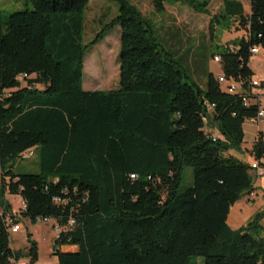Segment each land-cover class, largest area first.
Wrapping results in <instances>:
<instances>
[{
	"label": "trees",
	"instance_id": "16d2710c",
	"mask_svg": "<svg viewBox=\"0 0 264 264\" xmlns=\"http://www.w3.org/2000/svg\"><path fill=\"white\" fill-rule=\"evenodd\" d=\"M90 1L29 0L31 11L0 14V206L6 193L16 195L23 217L54 221L58 264H264V210L237 231L227 225L231 207L253 186L250 166L226 154L243 144V125L258 105L245 107L207 67L197 73L179 64L129 0H110L118 16L85 44ZM165 5L210 16L207 2L152 0L156 13ZM219 15L239 18L248 31V40L213 55L226 82L247 91L251 49L264 51V0H250L248 16L226 0ZM115 27L119 87L84 91V57ZM196 61L205 65L207 55ZM31 150L39 173H13ZM250 152L264 158L260 133ZM184 167L192 184L180 191ZM7 216L14 219L8 205L0 264H17ZM30 252L34 264V244Z\"/></svg>",
	"mask_w": 264,
	"mask_h": 264
},
{
	"label": "rangeland",
	"instance_id": "374dc122",
	"mask_svg": "<svg viewBox=\"0 0 264 264\" xmlns=\"http://www.w3.org/2000/svg\"><path fill=\"white\" fill-rule=\"evenodd\" d=\"M139 11L153 24L160 40L166 43L165 48L175 53V60L183 67L186 65L192 72L202 73L204 68L214 76L220 74V66L213 61V55H218L227 47L233 48L239 45L242 40H248V31L239 26V18L220 17V12L226 0H199L209 4L207 10L210 16L198 14L186 6L165 5L163 13H156L152 6V0H129ZM234 3L243 5V16L249 15L250 0H233ZM32 5L29 0H0V14L6 19L8 16L31 11ZM217 17L213 24V35H210V19ZM84 37L85 44L94 40L96 35L118 16V5L110 0H91L84 12ZM119 49L120 29L115 27L103 40L92 47L84 57V69L82 86L84 91H110L119 87ZM197 53H205L207 61L204 64H197ZM250 68L255 79L264 80V51L251 59ZM194 76L199 85L204 88L203 79L199 80L196 73ZM25 86V81H21ZM264 109V100L262 101ZM206 131L214 134L216 130L208 127ZM259 123L251 120L245 121L243 125V144L232 150V154H245V149L251 148L258 135ZM218 137V136H217ZM15 174H37L38 158L34 155L28 159H17L12 168ZM6 182L8 180L6 179ZM192 184V170L184 167L180 191ZM1 186V171H0ZM21 198L6 193L3 197L4 206H0L2 213L8 205L9 215L14 218L19 226L17 233H10L11 249L20 255L17 264L31 263V246L36 247V261L34 264H58L54 251L59 247L54 245L58 237V228L54 221L44 223L42 221H31L21 215L23 206ZM55 226V227H53ZM264 235V234H263ZM199 264L202 259H197Z\"/></svg>",
	"mask_w": 264,
	"mask_h": 264
},
{
	"label": "crops",
	"instance_id": "0c3cea01",
	"mask_svg": "<svg viewBox=\"0 0 264 264\" xmlns=\"http://www.w3.org/2000/svg\"><path fill=\"white\" fill-rule=\"evenodd\" d=\"M249 6H250V1H249ZM249 14H250V10H249ZM249 68H250V63H249ZM253 79H255L254 76H253ZM261 106H262V102H261ZM259 122L261 123L257 128V132L258 134L259 133L261 134L262 142L264 144V117ZM211 135L214 137H217V136L219 137L217 132ZM251 149H252V146L249 149H245L244 150L245 154H242L240 152L238 154L233 155L232 151L226 154V155H230L233 158L241 161L242 163L247 164L248 166H250V168L254 164L258 166L257 169L255 170L251 169L249 171V175H250L252 186H253V192L256 194V197L253 199H250L248 197L249 193L244 194L239 199V201H237V203H235L230 209L229 216L227 219V225L232 231H237L245 227L246 224L251 220V218L256 213H259L264 210V158L260 160L259 162L255 161L254 157L252 156L250 152ZM1 214L2 213L0 212V215ZM261 225L264 228V220L261 222ZM61 250L62 251H74L75 248L74 247H62Z\"/></svg>",
	"mask_w": 264,
	"mask_h": 264
},
{
	"label": "built area",
	"instance_id": "2783aa9c",
	"mask_svg": "<svg viewBox=\"0 0 264 264\" xmlns=\"http://www.w3.org/2000/svg\"><path fill=\"white\" fill-rule=\"evenodd\" d=\"M228 1H233V0H228ZM258 53H259V49H257V48L251 49V55L252 56H254ZM213 61L219 64L220 57H218V56L214 57ZM217 78H218L219 84L224 87V89L227 93L242 95L243 104L245 107H248L251 105H258L257 115L254 119L251 120L252 122L258 123L264 117V110L262 109V106H261V102L264 99V80L252 78V80L248 86V90L243 91L239 85L227 83L223 76L219 75ZM215 138L216 137H214V139ZM32 156H33V151L31 150V151H28L25 154H23L21 156V159H28ZM257 168H258V166L256 164L251 166L252 170H255ZM130 179H134V176H130ZM248 197L250 199H253L256 197V194L252 191L249 193ZM55 201L59 202V199H55ZM22 206H23L22 210H24L23 202H22ZM5 221L7 224H9L11 226L10 227L11 233H17L19 231V226L17 225V222L14 221V219L7 216ZM38 221H42L44 223H49L51 220L44 219V220H38ZM72 223L73 222L71 221L70 224L72 225ZM58 233H59V229H58ZM24 264H27V263H24Z\"/></svg>",
	"mask_w": 264,
	"mask_h": 264
},
{
	"label": "water",
	"instance_id": "95a60500",
	"mask_svg": "<svg viewBox=\"0 0 264 264\" xmlns=\"http://www.w3.org/2000/svg\"><path fill=\"white\" fill-rule=\"evenodd\" d=\"M57 244H58V242H57V241H55L54 245H55V246H57Z\"/></svg>",
	"mask_w": 264,
	"mask_h": 264
}]
</instances>
